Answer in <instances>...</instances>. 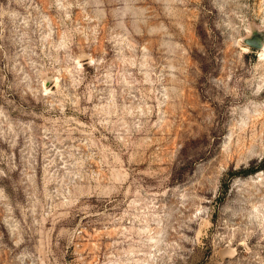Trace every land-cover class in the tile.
Masks as SVG:
<instances>
[{
    "label": "rangeland",
    "instance_id": "obj_1",
    "mask_svg": "<svg viewBox=\"0 0 264 264\" xmlns=\"http://www.w3.org/2000/svg\"><path fill=\"white\" fill-rule=\"evenodd\" d=\"M252 37L264 0H0V264H264Z\"/></svg>",
    "mask_w": 264,
    "mask_h": 264
},
{
    "label": "trees",
    "instance_id": "obj_2",
    "mask_svg": "<svg viewBox=\"0 0 264 264\" xmlns=\"http://www.w3.org/2000/svg\"><path fill=\"white\" fill-rule=\"evenodd\" d=\"M262 169H264V161H262V163L256 168L255 167L243 168V169H240L239 171H236V172H234V171L230 172V175L232 177L248 176V175L254 174L257 171L262 170Z\"/></svg>",
    "mask_w": 264,
    "mask_h": 264
},
{
    "label": "water",
    "instance_id": "obj_3",
    "mask_svg": "<svg viewBox=\"0 0 264 264\" xmlns=\"http://www.w3.org/2000/svg\"><path fill=\"white\" fill-rule=\"evenodd\" d=\"M245 43L255 49L264 48V42L259 37H252L245 40Z\"/></svg>",
    "mask_w": 264,
    "mask_h": 264
},
{
    "label": "bare ground",
    "instance_id": "obj_4",
    "mask_svg": "<svg viewBox=\"0 0 264 264\" xmlns=\"http://www.w3.org/2000/svg\"><path fill=\"white\" fill-rule=\"evenodd\" d=\"M244 47H245V46H244ZM247 49H248V48H247ZM259 51H260V50H259ZM260 52H261V51H260ZM260 52H259V53H260ZM262 54H264V53H262Z\"/></svg>",
    "mask_w": 264,
    "mask_h": 264
}]
</instances>
